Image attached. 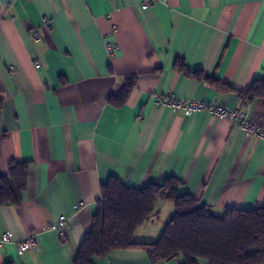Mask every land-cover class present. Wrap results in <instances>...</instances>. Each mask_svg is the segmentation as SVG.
Listing matches in <instances>:
<instances>
[{
  "label": "crops",
  "instance_id": "1",
  "mask_svg": "<svg viewBox=\"0 0 264 264\" xmlns=\"http://www.w3.org/2000/svg\"><path fill=\"white\" fill-rule=\"evenodd\" d=\"M178 59L236 92L264 81V0H0V177L29 164L21 204L0 206V264H74L112 178L136 190L176 178L181 195L218 217L264 208V141L159 99L243 109L260 126L264 100L188 78ZM129 79L135 87L117 107ZM174 212L158 202L134 241L157 243ZM60 217L67 225L51 230ZM32 236L38 250L20 255ZM93 262L151 264L142 250Z\"/></svg>",
  "mask_w": 264,
  "mask_h": 264
},
{
  "label": "trees",
  "instance_id": "2",
  "mask_svg": "<svg viewBox=\"0 0 264 264\" xmlns=\"http://www.w3.org/2000/svg\"><path fill=\"white\" fill-rule=\"evenodd\" d=\"M175 69L188 78L206 82L225 93H237L243 102L264 100V81L257 80L247 92H236L203 72L190 71L177 60ZM135 80L125 82L111 101L125 105ZM29 164H11L0 177V206H17L23 200ZM182 183L168 178L162 184H150L136 190L112 178L101 188V200L93 227L77 253L74 264H94L119 250H142L151 264L181 259V264H264V208L248 211L228 209L222 217L190 195H181ZM170 202L175 212L155 244L134 241L136 232L151 219L158 202Z\"/></svg>",
  "mask_w": 264,
  "mask_h": 264
},
{
  "label": "built area",
  "instance_id": "3",
  "mask_svg": "<svg viewBox=\"0 0 264 264\" xmlns=\"http://www.w3.org/2000/svg\"><path fill=\"white\" fill-rule=\"evenodd\" d=\"M144 10L150 8V2L147 1L143 7ZM110 52L117 51L119 48L114 43H109L107 45ZM36 67L39 68V63H35ZM159 101L165 105L172 107L178 111H184L188 115L197 114L200 112L207 111L226 122L238 123L239 129L246 138H258L264 141V126L252 123L248 118L247 111L243 109H230L218 104L205 103V102H188L185 100H180L174 96L161 97ZM85 206L84 202H80L74 207V210H79ZM68 223L67 218L60 217L54 224L50 226L51 230L60 232ZM13 235L10 233L4 234L2 237V243L8 244L12 241ZM38 250V242L35 236L29 237L24 240L19 247V254L24 255L29 251Z\"/></svg>",
  "mask_w": 264,
  "mask_h": 264
}]
</instances>
